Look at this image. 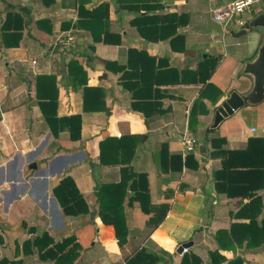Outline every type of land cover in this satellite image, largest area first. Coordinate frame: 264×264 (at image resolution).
Returning <instances> with one entry per match:
<instances>
[{
  "label": "crops",
  "instance_id": "obj_1",
  "mask_svg": "<svg viewBox=\"0 0 264 264\" xmlns=\"http://www.w3.org/2000/svg\"><path fill=\"white\" fill-rule=\"evenodd\" d=\"M83 1L80 7L77 0H0V261L180 264L194 256L202 264H216L209 253L217 252L225 259L220 264L236 257L244 264H264L263 247H238L224 234L217 240L234 223L254 215L257 222L264 219V101L238 108L212 128L216 108L231 93L251 87V79L241 74L244 58L225 50L223 35L238 36L237 26L223 32L211 15L230 0ZM80 9L95 17L77 27ZM168 14L184 18L176 27L179 38L139 31L160 24H143V17ZM4 23L9 29L21 26L16 47L2 44L13 43L2 37ZM98 29L109 34L108 43L103 34L93 38L89 30ZM59 37L73 42L64 46ZM130 51L143 53L152 75L160 76L159 86L148 90L149 97H157L156 112L146 116L131 107L135 96L122 85L127 65L139 63L137 56L129 58ZM206 58L207 64L217 58L207 86L193 83L191 74L183 83L169 82L181 80ZM72 61L77 64L72 75L80 80L83 72L91 88L85 94L68 79ZM39 76L54 78L53 86L41 84L39 93L55 99L56 118L80 116L78 140H70L66 130L56 136L50 131L36 97ZM248 119L254 122L246 125ZM183 134L194 140L192 152L184 150ZM102 142L106 164L100 163ZM215 146L218 153L247 154L231 156L228 172L223 163L229 156H212ZM258 162L260 169L249 176L247 166ZM123 167L146 175L149 205L148 213L142 212L138 202L128 201V191L122 213L126 234L118 245L112 226L98 217L94 188L119 182ZM64 178L83 202L78 215H65L54 195ZM163 210V219L151 228L148 221ZM43 234L53 245L41 253L25 244ZM182 246L187 253L177 252Z\"/></svg>",
  "mask_w": 264,
  "mask_h": 264
},
{
  "label": "trees",
  "instance_id": "obj_2",
  "mask_svg": "<svg viewBox=\"0 0 264 264\" xmlns=\"http://www.w3.org/2000/svg\"><path fill=\"white\" fill-rule=\"evenodd\" d=\"M79 6L81 7L84 3L83 0H77ZM78 22L77 27H80L81 21H84L87 18L94 19L95 13H88L86 11H83L80 9L78 11ZM148 17V18H147ZM143 17L144 21H140L143 24H146L147 22L153 21L156 23H160L159 27L154 28H142V30H139L141 33L143 31L148 32L150 36L159 38V39H174L179 38V36L176 34V27L179 24L184 23V18L180 19V16L174 15V14H168L165 16H147ZM12 20L15 19V16L13 15L11 17ZM43 22V21H41ZM39 23V22H38ZM20 25L18 28H11L9 29L4 23L2 26V37L3 39H10L13 40V43H3L2 44L5 47H16L18 45V41L20 39ZM12 30V31H10ZM92 34L94 39L95 33L99 36L103 34V41L104 43L107 42L108 33L105 29L98 30H89ZM98 31V32H96ZM242 34V32L238 33L237 35ZM172 41V40H171ZM129 58L132 56H137L139 63L136 66L133 65H127V71H125L122 74V80H123V86L130 90L132 92V96H135V99L131 103V107L134 110H137L141 112L144 116L148 115L149 113L156 112L154 106L155 103L153 100L157 98L155 94L153 97H149L150 94H148V90L153 87V85L159 86L160 82L159 74L157 76L152 75L153 68H149L145 62L142 61V57L144 56L143 53H136L134 51H130ZM147 58V56H146ZM208 58L202 60L197 68L195 70H188V72H183L181 76V80L179 81H169L171 83H183L186 81V77L189 76L188 74L193 75V83H199V84H206V81L210 78L211 74L214 72L216 67V60H213V63L207 64ZM68 79L72 81V85L83 87L84 94L88 92L89 89L86 86V81L84 73L81 72V78L79 80V75L73 73V66H77L76 62H69L68 63ZM158 71V68L155 69ZM175 72V71H174ZM171 74V73H169ZM153 78V79H152ZM128 80V84H125L124 81ZM54 78L51 76H39L36 78V97L40 101V109L43 115L44 120L47 122L48 126L50 127V131L53 133L54 136L57 135L58 131L66 130L68 132V137L70 140L75 141L79 139V132H80V116L79 115H72L68 117H61L56 118L55 116V99L48 98L45 95H40L39 90L41 89V84L45 86H53ZM70 82V81H69ZM146 92V95H143V93ZM201 97V96H200ZM148 98H151L148 100ZM202 98V97H201ZM200 98V99H201ZM151 101V102H150ZM83 109L84 111L87 110L85 99L83 102ZM56 128V130L54 129ZM253 141V140H251ZM250 141V142H251ZM264 142V141H263ZM100 163L106 164V157L103 156V146L104 142H102L100 145ZM214 153H212V156H215L218 153L219 146H215ZM258 151V150H257ZM254 151V152H257ZM228 154V159L223 163V167L225 168V171H230V167L232 166L230 164V158L231 156L237 155H245L247 154V150H245L242 153H234V152H226L225 150H222L221 153L218 154ZM261 165L260 163L255 164H249L247 166V169L251 170L249 176H253L255 171H258L260 169ZM227 172V173H228ZM121 177L120 181L114 184H102L97 183L95 186L94 194L96 196V202H97V214L102 224L104 225H110L112 226L114 230V236L117 240L118 245H121L124 242V237L126 234L125 224L123 220V203L125 197L128 195V191L130 193L128 201H136L138 202L140 209L144 213H148V192H147V183H146V175L145 174H135L131 171L128 167H123L120 170ZM232 174V173H231ZM230 173L227 174V177L225 176V180H227L228 185H230L231 179ZM240 182V181H239ZM228 195H233V193L229 192L227 190ZM55 197L57 198L58 202L61 205L62 211L65 215L75 216L81 213L80 205H83V202L80 198V195L77 193L76 189L74 188V185L72 181L69 178H64L59 187L55 190L54 193ZM245 197H252L253 195L250 193H243ZM254 202V201H252ZM164 210L161 212L155 211V219H150L148 221V224L151 226V228H155L159 222L164 217ZM255 217V215H254ZM254 217L249 219L246 223L237 222L231 225L229 233L226 232H220L217 234V240L219 236L221 235H227L229 237L230 241L235 243L236 246L241 247L242 244H245L246 249H254L257 247H263L264 248V219L260 222H257ZM27 245L34 246L38 252L41 253V251L46 250L50 245H53L52 239H50L46 234H43L40 237L35 238L32 242H25ZM233 245V244H231ZM209 257L213 262H216V264H220L225 259L220 256L217 252L209 253ZM6 263L5 260H1L0 264ZM180 264H202L199 259H197L194 256H185L182 258V261ZM228 264H244L243 260L239 257L234 258Z\"/></svg>",
  "mask_w": 264,
  "mask_h": 264
},
{
  "label": "water",
  "instance_id": "obj_3",
  "mask_svg": "<svg viewBox=\"0 0 264 264\" xmlns=\"http://www.w3.org/2000/svg\"><path fill=\"white\" fill-rule=\"evenodd\" d=\"M261 29L263 31L262 41L254 57L243 63L241 74L251 79V87L242 94L231 93L224 102H222L214 113V122L212 128L234 111L242 106H256L264 101V11L258 12L249 20L242 21L237 27L236 32H244L250 29ZM205 56H203L204 58ZM200 149V148H199ZM34 168V166H33ZM184 247L178 249V253Z\"/></svg>",
  "mask_w": 264,
  "mask_h": 264
},
{
  "label": "built area",
  "instance_id": "obj_4",
  "mask_svg": "<svg viewBox=\"0 0 264 264\" xmlns=\"http://www.w3.org/2000/svg\"><path fill=\"white\" fill-rule=\"evenodd\" d=\"M262 9L264 10V0H230L224 6L213 9L211 15L213 21L219 23L222 31L225 32L228 26H238L243 21L240 19L243 14H256ZM57 42L64 46H69L72 44L73 39L71 37H59ZM194 143V140L189 135H182L181 144L186 152L194 150ZM187 251V248L182 249V253H187Z\"/></svg>",
  "mask_w": 264,
  "mask_h": 264
},
{
  "label": "rangeland",
  "instance_id": "obj_5",
  "mask_svg": "<svg viewBox=\"0 0 264 264\" xmlns=\"http://www.w3.org/2000/svg\"><path fill=\"white\" fill-rule=\"evenodd\" d=\"M261 11H264L263 9ZM260 11V12H261ZM257 14V13H256ZM256 14H248V13H245L243 14L240 19H242L243 21H246V20H249L251 17L255 16ZM231 27H234L233 25L232 26H228V28L225 30V32L231 28ZM258 34H262L260 36V41L258 42ZM262 37H263V31L261 29H250L248 31H245L244 33H242L241 35H238V36H235L233 38L229 37L228 34H224L223 35V41L224 43L226 44V48L225 50L227 51V53L229 54L228 56H231L232 53L235 54L236 58L240 59L241 58H244V60H240L241 62H245V61H249L251 60L261 41H262ZM217 60V58H216ZM254 122V120H247L245 122L246 125H249L248 123L249 122Z\"/></svg>",
  "mask_w": 264,
  "mask_h": 264
}]
</instances>
